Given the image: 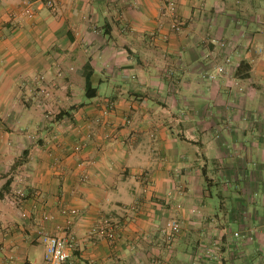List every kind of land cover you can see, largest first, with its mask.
<instances>
[{"label":"crops","instance_id":"crops-1","mask_svg":"<svg viewBox=\"0 0 264 264\" xmlns=\"http://www.w3.org/2000/svg\"><path fill=\"white\" fill-rule=\"evenodd\" d=\"M174 1L0 0V264H264V0Z\"/></svg>","mask_w":264,"mask_h":264},{"label":"built area","instance_id":"built-area-1","mask_svg":"<svg viewBox=\"0 0 264 264\" xmlns=\"http://www.w3.org/2000/svg\"><path fill=\"white\" fill-rule=\"evenodd\" d=\"M170 7L175 8V1L169 0ZM47 5L50 8H55V0H47ZM24 11L28 16H35V11L31 8L30 5H27L24 8ZM182 21L174 20L172 26L174 28L180 29L182 26ZM229 60V58H228ZM225 70L224 66L219 67V71L223 72ZM114 103H110L107 109L113 108ZM180 231V223L178 219H170L163 228V233L169 235L170 238H173L177 232ZM117 236L115 230H110L108 232V237L115 238ZM41 239L46 245V254H45V263L35 262L33 264H66L71 255L72 250L74 249L75 243L73 238L68 234H52L49 232H44L41 234Z\"/></svg>","mask_w":264,"mask_h":264},{"label":"rangeland","instance_id":"rangeland-1","mask_svg":"<svg viewBox=\"0 0 264 264\" xmlns=\"http://www.w3.org/2000/svg\"><path fill=\"white\" fill-rule=\"evenodd\" d=\"M233 194H234V192H231V196H233ZM226 201H227V203H228V204H226L227 207H228V208H231L232 205H233V203H232V201H231V198L228 197ZM229 203H230V204H229Z\"/></svg>","mask_w":264,"mask_h":264},{"label":"trees","instance_id":"trees-1","mask_svg":"<svg viewBox=\"0 0 264 264\" xmlns=\"http://www.w3.org/2000/svg\"><path fill=\"white\" fill-rule=\"evenodd\" d=\"M243 67V64L241 65V68ZM8 185H9V182L5 185V190L7 189V187H8ZM2 194V192H0V195Z\"/></svg>","mask_w":264,"mask_h":264}]
</instances>
